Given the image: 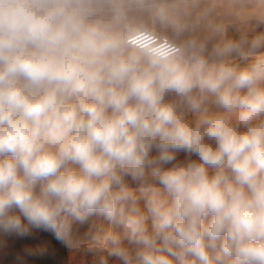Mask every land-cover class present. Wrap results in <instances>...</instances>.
Instances as JSON below:
<instances>
[{
  "label": "clouds",
  "instance_id": "9594fccd",
  "mask_svg": "<svg viewBox=\"0 0 264 264\" xmlns=\"http://www.w3.org/2000/svg\"><path fill=\"white\" fill-rule=\"evenodd\" d=\"M252 19L166 35L102 0H0V235L264 264V0Z\"/></svg>",
  "mask_w": 264,
  "mask_h": 264
},
{
  "label": "crops",
  "instance_id": "0c3cea01",
  "mask_svg": "<svg viewBox=\"0 0 264 264\" xmlns=\"http://www.w3.org/2000/svg\"><path fill=\"white\" fill-rule=\"evenodd\" d=\"M257 4L258 0H102L106 12L124 10L138 23L166 35L173 34L171 23L175 21L194 27L200 36L207 35L212 26L222 25L229 39H239L252 26ZM251 35L254 33L249 32V38ZM75 228L82 234L87 225ZM101 257L107 264H119L98 249L82 246L70 250L43 230L33 229L24 237L0 235V264H101Z\"/></svg>",
  "mask_w": 264,
  "mask_h": 264
},
{
  "label": "built area",
  "instance_id": "2783aa9c",
  "mask_svg": "<svg viewBox=\"0 0 264 264\" xmlns=\"http://www.w3.org/2000/svg\"><path fill=\"white\" fill-rule=\"evenodd\" d=\"M156 32V31H155ZM155 37L154 36H149V35H145V39H148V40H151V39H154Z\"/></svg>",
  "mask_w": 264,
  "mask_h": 264
},
{
  "label": "rangeland",
  "instance_id": "374dc122",
  "mask_svg": "<svg viewBox=\"0 0 264 264\" xmlns=\"http://www.w3.org/2000/svg\"><path fill=\"white\" fill-rule=\"evenodd\" d=\"M157 32V31H156Z\"/></svg>",
  "mask_w": 264,
  "mask_h": 264
}]
</instances>
